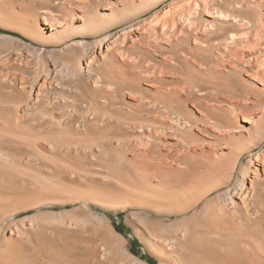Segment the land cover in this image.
I'll return each mask as SVG.
<instances>
[{
    "label": "bare ground",
    "instance_id": "bare-ground-1",
    "mask_svg": "<svg viewBox=\"0 0 264 264\" xmlns=\"http://www.w3.org/2000/svg\"><path fill=\"white\" fill-rule=\"evenodd\" d=\"M165 1L0 0V264H264V0Z\"/></svg>",
    "mask_w": 264,
    "mask_h": 264
},
{
    "label": "rangeland",
    "instance_id": "rangeland-1",
    "mask_svg": "<svg viewBox=\"0 0 264 264\" xmlns=\"http://www.w3.org/2000/svg\"><path fill=\"white\" fill-rule=\"evenodd\" d=\"M179 0H167L163 3H161L157 10H161L164 8V6L166 7L168 3H172V2H177ZM153 13V11L151 13H149V15H145L143 16V18H147L149 17L151 14ZM110 217L112 218V220L114 221L115 225L118 226L120 229L121 234L130 241L131 246H132V250L137 254V255H143V250H142V246L141 244L134 238H130V231H127V228L125 227L124 223H123V214L122 215H115V214H110ZM147 256H144V258Z\"/></svg>",
    "mask_w": 264,
    "mask_h": 264
}]
</instances>
